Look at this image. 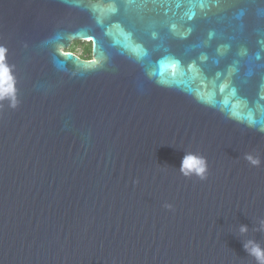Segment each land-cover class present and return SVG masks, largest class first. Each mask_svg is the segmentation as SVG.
Wrapping results in <instances>:
<instances>
[{"label": "water", "instance_id": "obj_1", "mask_svg": "<svg viewBox=\"0 0 264 264\" xmlns=\"http://www.w3.org/2000/svg\"><path fill=\"white\" fill-rule=\"evenodd\" d=\"M113 2L0 0L18 100L0 102V264H259L264 2ZM188 153L206 180L181 172Z\"/></svg>", "mask_w": 264, "mask_h": 264}, {"label": "clouds", "instance_id": "obj_2", "mask_svg": "<svg viewBox=\"0 0 264 264\" xmlns=\"http://www.w3.org/2000/svg\"><path fill=\"white\" fill-rule=\"evenodd\" d=\"M129 3L134 2V0H128ZM142 3L143 0H140ZM264 2V0H262ZM218 4L219 0H196V4H199L201 9L209 7V4ZM194 8V7H193ZM108 11L111 13H117L118 12V5L114 2L108 5ZM167 12V8H165V13ZM195 15V12L192 11L190 15H188V19L191 20L193 16ZM120 23L117 22V26L120 27ZM173 29H175V25L172 26ZM191 29H188L187 32H181L179 33L181 38H186L188 34H190ZM153 38L156 37V33H153ZM214 33H209V39L212 38ZM92 44L94 52L96 51L97 42L94 37H86ZM228 45H221L218 51L221 55H224V53L228 49ZM136 48L143 49L142 45H137ZM145 54H146V50ZM9 49L4 45L0 44V102L4 101L5 99H11L12 101V107L16 108L18 106V100L16 98V88H15V79L12 75V70L9 67L7 63V56H8ZM63 54V53H61ZM260 54H256V59L260 60ZM207 59V56L201 55L199 60L204 61ZM167 60L173 62V66H176L179 64V61L176 60V58L173 55H170L167 57ZM101 61L96 59V55L89 61H87V64L89 65L88 70L90 66H96L99 67ZM188 70L191 73L196 74L197 76L203 75V70L201 67L197 65L196 60H193L191 64L188 65ZM235 72V69H232V72L229 73V78L222 84V89L227 88L229 86H233L231 75ZM158 84H163L164 81L157 80ZM233 91H235V87L233 86ZM262 99H264V95L261 96ZM3 112V106L0 104V114ZM248 125L249 126H255L260 123V121H257L253 119L251 116L248 118ZM261 130L264 131V127H261ZM253 165H259V160L253 158L252 156L246 157ZM181 172L185 176H192L193 174L197 175L201 180H206L208 178V169H207V161L203 156H197L194 153H188L185 155V157L182 160L181 163ZM169 211L173 210L172 205H166ZM242 232H246V228L241 229ZM246 249L250 251V254L255 256L256 259L259 261V264H264V249H262L260 246L250 242L248 245H246Z\"/></svg>", "mask_w": 264, "mask_h": 264}, {"label": "trees", "instance_id": "obj_3", "mask_svg": "<svg viewBox=\"0 0 264 264\" xmlns=\"http://www.w3.org/2000/svg\"><path fill=\"white\" fill-rule=\"evenodd\" d=\"M81 42L77 41L75 42L72 47L69 49V52H72L76 55L77 54V48L78 46H82L83 48V52H84V57L85 58H82V59H85V60H90L92 59V44L90 42H84V44H80Z\"/></svg>", "mask_w": 264, "mask_h": 264}, {"label": "rangeland", "instance_id": "obj_4", "mask_svg": "<svg viewBox=\"0 0 264 264\" xmlns=\"http://www.w3.org/2000/svg\"><path fill=\"white\" fill-rule=\"evenodd\" d=\"M80 44H84V42H81ZM76 52H77L78 56H80L81 58H85L82 46H78Z\"/></svg>", "mask_w": 264, "mask_h": 264}]
</instances>
